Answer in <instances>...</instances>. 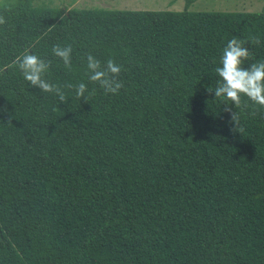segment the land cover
<instances>
[{
    "label": "trees",
    "instance_id": "trees-1",
    "mask_svg": "<svg viewBox=\"0 0 264 264\" xmlns=\"http://www.w3.org/2000/svg\"><path fill=\"white\" fill-rule=\"evenodd\" d=\"M35 1L0 0V264H264V108L242 97L235 125L206 91L233 37L245 67L264 61V4ZM25 49L66 102L5 67ZM88 54L121 66L117 93L88 80Z\"/></svg>",
    "mask_w": 264,
    "mask_h": 264
},
{
    "label": "clouds",
    "instance_id": "clouds-1",
    "mask_svg": "<svg viewBox=\"0 0 264 264\" xmlns=\"http://www.w3.org/2000/svg\"><path fill=\"white\" fill-rule=\"evenodd\" d=\"M6 23L4 16H0V25ZM252 42L259 44L258 37H252ZM52 53L54 56L63 60L65 67H71V45L61 47L59 44L53 45ZM252 54L245 42L235 37L228 40L222 50L219 63L221 66L215 69L219 80L215 88L208 87L209 93H214L215 98H219L224 104V111L231 114V120L238 123V114L232 111L229 105L236 109L242 106V97H246L253 104L264 108V61L251 63L245 67V61L251 58ZM50 61H45L41 57L30 53L25 49L22 56H16L10 65L5 67L16 66L20 69L23 78L29 82L30 86L39 88L45 93H55L60 102H66L68 97L60 87L49 83L43 76L50 68ZM88 80L98 84L105 93H117L123 84L117 79L121 72V66L116 64L112 59L106 61L102 67L101 61L93 55H87ZM4 69L0 68V72ZM72 88L73 85H66ZM89 93V95L93 94ZM89 90L84 82L75 86V95L77 99L83 98L86 102Z\"/></svg>",
    "mask_w": 264,
    "mask_h": 264
},
{
    "label": "rangeland",
    "instance_id": "rangeland-1",
    "mask_svg": "<svg viewBox=\"0 0 264 264\" xmlns=\"http://www.w3.org/2000/svg\"><path fill=\"white\" fill-rule=\"evenodd\" d=\"M36 3L68 6L90 5L117 9H152V10H182L183 0H36ZM264 0H196L189 6L191 10H229L255 11L263 7Z\"/></svg>",
    "mask_w": 264,
    "mask_h": 264
}]
</instances>
